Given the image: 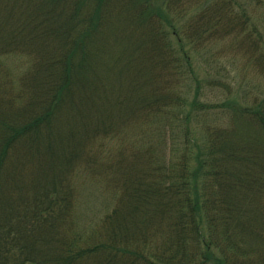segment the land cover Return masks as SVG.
Here are the masks:
<instances>
[{
  "label": "trees",
  "instance_id": "16d2710c",
  "mask_svg": "<svg viewBox=\"0 0 264 264\" xmlns=\"http://www.w3.org/2000/svg\"><path fill=\"white\" fill-rule=\"evenodd\" d=\"M257 33L237 0H0V264H264V97L200 126L187 81L219 41L264 74Z\"/></svg>",
  "mask_w": 264,
  "mask_h": 264
},
{
  "label": "rangeland",
  "instance_id": "374dc122",
  "mask_svg": "<svg viewBox=\"0 0 264 264\" xmlns=\"http://www.w3.org/2000/svg\"><path fill=\"white\" fill-rule=\"evenodd\" d=\"M237 1L247 8L258 31L257 36L264 42V0ZM191 53L198 82L188 79V86L192 93L195 86H198V97L205 105L199 109H209L200 126L206 121L215 125L218 121L225 120L228 124L224 109H229L226 104L229 99L237 97L242 103H246L253 97H264V74L261 69L229 41H219L192 50ZM5 62L12 71L18 70L19 63L22 65V58H8ZM98 183L89 181L86 189L81 192L83 199L80 212L84 222L93 216L92 211L101 212L109 204L108 199L105 200L106 195L101 193L102 185Z\"/></svg>",
  "mask_w": 264,
  "mask_h": 264
}]
</instances>
